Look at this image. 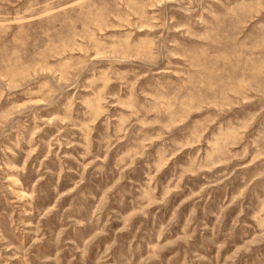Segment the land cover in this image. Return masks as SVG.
<instances>
[{"label":"rangeland","instance_id":"374dc122","mask_svg":"<svg viewBox=\"0 0 264 264\" xmlns=\"http://www.w3.org/2000/svg\"><path fill=\"white\" fill-rule=\"evenodd\" d=\"M0 264H264V0H0Z\"/></svg>","mask_w":264,"mask_h":264}]
</instances>
